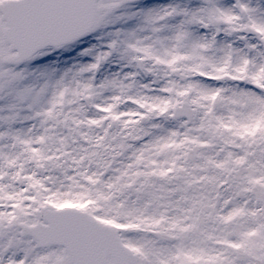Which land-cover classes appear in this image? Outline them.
Returning <instances> with one entry per match:
<instances>
[{
  "label": "snow or ice",
  "instance_id": "1",
  "mask_svg": "<svg viewBox=\"0 0 264 264\" xmlns=\"http://www.w3.org/2000/svg\"><path fill=\"white\" fill-rule=\"evenodd\" d=\"M0 264H264V0H0Z\"/></svg>",
  "mask_w": 264,
  "mask_h": 264
}]
</instances>
